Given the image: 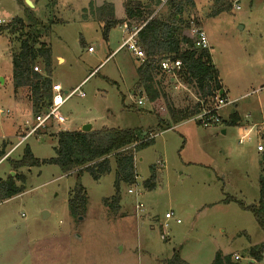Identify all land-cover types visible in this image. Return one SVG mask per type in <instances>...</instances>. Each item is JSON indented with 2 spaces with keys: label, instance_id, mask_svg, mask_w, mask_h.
Here are the masks:
<instances>
[{
  "label": "rangeland",
  "instance_id": "rangeland-1",
  "mask_svg": "<svg viewBox=\"0 0 264 264\" xmlns=\"http://www.w3.org/2000/svg\"><path fill=\"white\" fill-rule=\"evenodd\" d=\"M106 1L115 4L118 18L123 16L124 0ZM194 1L192 6L186 0L142 3L163 20L182 5L184 33L189 37L191 16L205 33L211 60L232 101L217 111L222 122L208 128L194 117L170 121L169 105L183 109L198 103L194 90L176 76L158 77L163 99L136 105L143 95L135 86L137 60L126 49L110 55L127 35L112 29L104 41L91 0H44L47 5L35 11L37 28L45 32L40 41H46L53 57L65 60L51 62L53 91L63 96L75 89L77 93L59 110L63 125L52 122L11 153L18 141L14 136L35 112L27 89L16 93L20 107L9 108L13 90L9 83L0 85V145L11 137V144H5L8 156L0 159V180L14 175L9 160L20 159L25 147L38 160L53 158L56 134L63 129L80 131L89 125L91 131L135 130L141 138L152 137L153 143L135 154L136 181L120 185L117 213L103 204L115 195L112 159L111 173L97 181L87 172L64 174L51 164L17 170L25 177L23 192L0 202V264H165L174 252L186 264H211L217 253L233 261L237 256L243 264L253 262L248 252L264 247V230L239 203L258 202V179L264 176L256 150L258 142L264 145V0ZM15 14L14 0L0 1L1 18ZM12 19H3V25ZM19 35L9 39L18 45ZM17 45L12 44L14 52ZM35 65L37 73H43L42 64ZM8 73L10 59L0 55V74ZM227 113H237L254 126L250 142L239 144L238 129L228 125ZM151 167L155 186L148 190L143 183ZM77 183L85 190L86 206L83 215L73 216L68 200ZM137 204L142 205L140 212ZM166 213L172 218L166 220Z\"/></svg>",
  "mask_w": 264,
  "mask_h": 264
},
{
  "label": "trees",
  "instance_id": "trees-1",
  "mask_svg": "<svg viewBox=\"0 0 264 264\" xmlns=\"http://www.w3.org/2000/svg\"><path fill=\"white\" fill-rule=\"evenodd\" d=\"M24 10L23 18H13L2 30L7 34L17 36L18 50L11 55L12 63V87L14 91L27 89L30 93L32 109L35 114L48 107L52 101L51 51L40 42L41 34L37 27L40 22L35 19L24 0H14ZM193 5V0H186ZM220 3L221 0H214ZM94 0L91 1L92 7ZM182 5L176 6L168 19L163 20L158 15H153L154 10H149L141 0H125L123 23L113 19L112 7L104 4L101 15L108 17L101 28V37L107 41L109 32L118 24L126 23L130 28L141 27L137 33V45L143 51L145 58L136 68V89L146 96L150 103L164 98L160 94L157 79L163 78L159 70L160 62L165 58L179 60L181 67L174 76L181 78L186 87L193 89L198 103L192 107L174 109L170 105L167 111L170 121L183 122L199 114L204 106L212 105V98L222 91L218 78V72L211 62L208 50L194 48L192 40L184 31L187 28L182 21ZM136 24V25H134ZM41 32V33H40ZM82 43V42H80ZM36 62L42 64L41 73L33 71ZM172 78V77H171ZM157 82V83H156ZM221 98L224 94L220 95ZM199 101L204 102V106ZM238 116L236 113L228 118V125L236 126ZM222 122V121H221ZM147 133L145 134V136ZM153 138L148 135L141 138V133L135 130L106 129L89 131H59L56 134L55 156L48 160H38L33 157L30 149L25 147L18 160H9L13 176L6 180H0V202L11 199L23 192V175H17L19 169L39 168L51 164L60 168L64 174L71 172H87L94 181L111 173L110 159L114 162V189L115 195L110 200H104L103 204L114 213L119 210V187L121 184L131 186L135 184L136 174L134 169V156L141 150L149 147ZM5 145L0 149V159L4 158ZM8 159V158H7ZM261 163L264 165V153L261 155ZM150 177L143 183L148 190L154 188V168H150ZM259 199L255 205L245 206L239 203V207L250 212L260 227L264 230V176L258 179ZM233 199L228 198L227 201ZM68 206L71 215H83L86 206V193L84 188L77 183L70 194ZM264 247L251 248L248 252L249 259L253 262L244 264H258ZM166 264H186L178 252H174ZM211 264H243L232 260V256H223L217 253Z\"/></svg>",
  "mask_w": 264,
  "mask_h": 264
},
{
  "label": "built area",
  "instance_id": "built-area-1",
  "mask_svg": "<svg viewBox=\"0 0 264 264\" xmlns=\"http://www.w3.org/2000/svg\"><path fill=\"white\" fill-rule=\"evenodd\" d=\"M238 8V7H236ZM4 24V21L0 19V25ZM188 33L189 37L192 40L194 48L198 50H208V41L206 38L205 33L201 29L200 26H198L197 22H195V19L193 16L190 17L188 20ZM141 29V27H129L126 23L121 25V30L124 31V33L127 35L126 39L123 41L120 49L126 48L128 52L133 54V56L139 60L143 61L145 58V55L143 51L138 47L137 45V33ZM88 52H93V49L89 47ZM181 67V63L179 60H172L170 58L163 59L159 64V70L163 73L165 76L172 77V80L174 78V74L177 70ZM34 72L40 71L38 66H35L33 68ZM41 73V72H40ZM52 101L48 107L43 109L41 112L35 114L32 119L27 120L24 122L23 129L24 134H22L20 137H18V141L16 145L13 146L11 149V153L17 149L21 144L30 136L35 135L39 130L42 128H45L46 126L52 124V122H56L58 125H63L65 123V119L60 115L59 110L60 108L65 104L66 101L70 99L73 95L77 93V90H73L70 93H66L65 96L60 95L58 93L52 92ZM79 97H83V94L78 93ZM212 105L210 106H204L203 101H199L200 105H203L202 110L199 114L194 116V121H196L200 126L204 128H208L211 126H216L221 123V117L217 115V111H219L222 107H224L227 103L226 101L221 98L220 93L214 96L211 100ZM143 99H139L136 102V105L138 107L143 106ZM3 112L0 111V114ZM7 113H9L7 111ZM61 131H68V130H61ZM245 131V130H244ZM250 131L245 132L244 134H241L239 137V144H243L246 142H250ZM257 151L259 153L264 152V146L262 144H257L256 147ZM8 156V155H7ZM161 167H163V164H160ZM134 192L132 190H128V194H133ZM135 209L137 212H140L142 209L141 204H137L135 206ZM172 218V214L166 213L165 219L169 220ZM179 221H177L178 223ZM239 258L237 256L234 257V260H238ZM258 264H264V252L261 253L260 260Z\"/></svg>",
  "mask_w": 264,
  "mask_h": 264
},
{
  "label": "crops",
  "instance_id": "crops-1",
  "mask_svg": "<svg viewBox=\"0 0 264 264\" xmlns=\"http://www.w3.org/2000/svg\"><path fill=\"white\" fill-rule=\"evenodd\" d=\"M1 1V0H0ZM25 1V0H24ZM28 1H30V3L32 4V7H29V9L31 10V12H32V14H34L35 13V11H37V10H42L43 9V6H46L47 4H45V2H44V0L42 1V0H28ZM92 1V0H91ZM194 1V0H193ZM210 1H212V0H208V2H210ZM15 2V1H14ZM124 2H125V0L123 1V3H122V13H123V16L122 17H120V18H118L117 16V7L115 6V4L114 3H112V2H108V1H106V0H94V3H93V5H92V9H93V13L95 12V14H96V20H97V23L98 24H101L102 25V27H103V25H104V22H105V20L104 19H106V18H108V17H105L104 15H101V13H100V9H101V7L104 5V4H107V5H110L111 7H112V13H113V19L114 20H116V21H120L121 22V24L123 23V21H124V18H125V14H124ZM141 2H142V0H141ZM91 3V2H90ZM194 3H195V1H194ZM15 4H16V2H15ZM144 5H146V4H144ZM197 5V4H196ZM16 11H17V14H15V15H10V16H8V17H6V18H1L0 17V19L1 20H3V19H12V18H14V17H17V18H23L24 17V10H23V8L22 7H19L17 4H16ZM154 12H155V10H154ZM35 19H37V18H35ZM121 24H118L115 28H113V29H116V28H120L121 29ZM5 26L3 25V24H1L0 25V44L3 46L2 47V50L0 51V55H3L4 56V59L7 61V58L9 57V59H10V64H11V74H6V75H2V74H0V85H4V84H6V83H9L10 84V86H11V89L13 90L12 92V99H10L9 100V102H10V104L8 105V107L10 108V107H14L15 105L16 106H18V107H20V105H19V103L17 102V100H16V98H17V92H19V90H16V91H14V89H13V87H12V63H11V55L14 53V51H13V49H11V47H12V44H16L17 45V43L15 42V41H13V40H10L9 38V36L10 35H8L7 34V31H4V30H2L3 28H4ZM101 27V28H102ZM133 27V26H132ZM202 29V28H201ZM41 35H43V34H41ZM109 36V35H108ZM12 37V36H11ZM41 42V41H40ZM41 43H43V44H45L47 47H48V45H47V43H46V41H44V42H41ZM122 45V44H121ZM121 45L114 51V52H112L110 55H113L114 53H116V52H119V51H121V50H124V49H126V48H122V49H120V47H121ZM18 47H19V43H18V45L16 46V51L18 50ZM89 47V46H88ZM48 48H50V47H48ZM127 50V49H126ZM15 51V52H16ZM50 51H51V49H50ZM209 51V50H208ZM210 54V53H209ZM51 58H52V61H53V63H54V61H59V60H61L62 61V64L63 63H65V60L60 56V55H55V57H53V55H52V53H51ZM135 58V57H134ZM211 58V57H210ZM136 59V58H135ZM137 60V59H136ZM51 61V62H52ZM106 60H104L102 63H104ZM57 62H56V64H57ZM137 66L141 63V61H139V60H137ZM211 62H212V60H211ZM52 64V63H51ZM212 65H213V62H212ZM214 66V65H213ZM137 68V67H136ZM214 68L216 69V67L214 66ZM217 70V69H216ZM217 72H218V70H217ZM92 74V72L89 74V75H91ZM165 76V75H164ZM218 78H219V80H220V83H221V86H222V91H221V94H222V92H223V94H224V97H223V99L226 101V105L224 106V107H222L220 110L222 111V109H224V108H226L228 105H232V101H229L228 100V97H227V92H225V89H224V87H223V84H222V80L220 79V76H219V72H218ZM171 80H172V78H171ZM188 89V88H187ZM52 92H53V85H52ZM139 92V91H138ZM141 99H143V101H146L147 100V98H146V96L145 95H142L141 97H140ZM148 101V100H147ZM11 110V109H10ZM220 111H218V113H219ZM234 114V113H233ZM237 114V113H236ZM230 115H232V114H228L227 113V115H225L227 118H229L230 117ZM237 116H238V120H237V124H236V127H237V129H238V136L240 137V135L241 134H244L245 132H249L250 131V137L252 136V134L254 133V126H251V125H249V123L248 122H246V121H243V119H241V117L237 114ZM262 123V122H261ZM19 127H20V125L16 128V130H17V132H18V129H19ZM253 129V130H252ZM245 130V131H244ZM25 132H24V129H22V133L21 134H19V133H16L17 135L16 136H14V138L15 139H18V137H20L22 134H24ZM223 133H226V131L224 130L223 131ZM257 138H258V140L260 141V138H261V131H257ZM8 138H11V137H7V138H5V139H3L2 140V144L0 145V148H1V146L4 144H11L10 143V141L8 140ZM150 138H152V137H150ZM258 143H260V142H258ZM261 144V143H260ZM16 145V144H15ZM264 146V145H263ZM13 147V146H12ZM20 147V146H19ZM18 147V148H19ZM17 148V149H18ZM16 150V149H15ZM257 150V149H256ZM8 153V152H7ZM6 153V155H5V157L8 155ZM257 154H261L262 155V153H259L258 151H257ZM261 158V157H260ZM3 159V158H2ZM1 159V160H2ZM260 163H261V159H260ZM257 166L259 167V160L257 161ZM225 256V255H224ZM186 263V262H185ZM166 264V263H165Z\"/></svg>",
  "mask_w": 264,
  "mask_h": 264
},
{
  "label": "water",
  "instance_id": "water-1",
  "mask_svg": "<svg viewBox=\"0 0 264 264\" xmlns=\"http://www.w3.org/2000/svg\"><path fill=\"white\" fill-rule=\"evenodd\" d=\"M24 3L28 6V7H32V4L30 3V1L25 0ZM221 95V92H220ZM83 133H87L89 131H91V127L89 125H85L82 127V129L80 130ZM45 214V213H44Z\"/></svg>",
  "mask_w": 264,
  "mask_h": 264
}]
</instances>
